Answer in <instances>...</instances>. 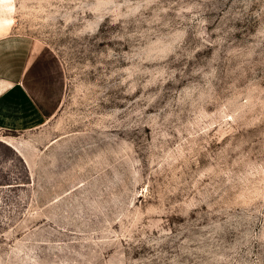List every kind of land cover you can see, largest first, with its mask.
Wrapping results in <instances>:
<instances>
[{
    "label": "rangeland",
    "instance_id": "1",
    "mask_svg": "<svg viewBox=\"0 0 264 264\" xmlns=\"http://www.w3.org/2000/svg\"><path fill=\"white\" fill-rule=\"evenodd\" d=\"M8 75L0 264H264V0H0Z\"/></svg>",
    "mask_w": 264,
    "mask_h": 264
},
{
    "label": "crops",
    "instance_id": "2",
    "mask_svg": "<svg viewBox=\"0 0 264 264\" xmlns=\"http://www.w3.org/2000/svg\"><path fill=\"white\" fill-rule=\"evenodd\" d=\"M0 79L5 80L6 83V87L0 91V110L3 113L0 116V128L10 129L26 126L32 116L29 115L27 97L16 86L17 77L8 75L0 76Z\"/></svg>",
    "mask_w": 264,
    "mask_h": 264
},
{
    "label": "snow or ice",
    "instance_id": "3",
    "mask_svg": "<svg viewBox=\"0 0 264 264\" xmlns=\"http://www.w3.org/2000/svg\"><path fill=\"white\" fill-rule=\"evenodd\" d=\"M2 115H3L2 110H0V116H2Z\"/></svg>",
    "mask_w": 264,
    "mask_h": 264
}]
</instances>
